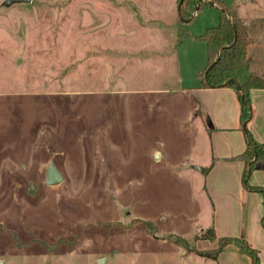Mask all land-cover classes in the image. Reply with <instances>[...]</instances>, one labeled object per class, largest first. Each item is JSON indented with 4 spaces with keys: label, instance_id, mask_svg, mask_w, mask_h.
Here are the masks:
<instances>
[{
    "label": "rangeland",
    "instance_id": "374dc122",
    "mask_svg": "<svg viewBox=\"0 0 264 264\" xmlns=\"http://www.w3.org/2000/svg\"><path fill=\"white\" fill-rule=\"evenodd\" d=\"M31 1L0 0L1 264H217L197 252L217 247L207 228L233 224L236 182L217 169L210 189L196 166L243 128L197 116L189 88L218 7L185 21L179 0ZM222 1L264 59V0ZM252 120L264 136V99Z\"/></svg>",
    "mask_w": 264,
    "mask_h": 264
},
{
    "label": "trees",
    "instance_id": "16d2710c",
    "mask_svg": "<svg viewBox=\"0 0 264 264\" xmlns=\"http://www.w3.org/2000/svg\"><path fill=\"white\" fill-rule=\"evenodd\" d=\"M220 11L219 23L212 25L202 34V38L207 43L208 65L199 74L202 76L200 86L204 88L227 87L233 88L238 96L240 104L239 119L243 128V134L247 142L243 153L228 158L231 160H241L244 162L242 181L244 187L250 191L262 193L264 196V184L255 185L248 181L250 174L264 164V142H258L250 129L249 122L253 117V103H251V91L253 89L264 88V69L259 73L249 72L242 79L239 78L240 70L250 66L252 57L249 54V46L255 43L250 34L249 27L240 16L235 4H225L222 0H213ZM179 3V2H178ZM199 7L197 8V5ZM205 6H211L210 0H184L180 7L182 20L190 21L195 12ZM184 35H188L183 32ZM216 61L213 65L212 63ZM208 70L205 78L206 69ZM229 79H236L240 88ZM224 83H227L223 86ZM260 165V166H259ZM209 168L206 167L205 172ZM264 204V199H263ZM264 225V217L262 218ZM201 238L215 241L217 247L209 250L198 251L201 256L212 260H217L218 255L231 244H235L241 253L246 254L251 259V264H261L259 251L245 237L240 236H217L213 227L207 228Z\"/></svg>",
    "mask_w": 264,
    "mask_h": 264
},
{
    "label": "crops",
    "instance_id": "0c3cea01",
    "mask_svg": "<svg viewBox=\"0 0 264 264\" xmlns=\"http://www.w3.org/2000/svg\"><path fill=\"white\" fill-rule=\"evenodd\" d=\"M216 5V4H215ZM240 13V12H239ZM241 16V15H240ZM194 18V17H193ZM191 18L190 20H192ZM243 18V17H242ZM244 20V19H243ZM245 21V20H244ZM246 23V21H245ZM247 24V23H246ZM250 31V26L247 24ZM251 33V32H250ZM249 46V54L252 57L250 66L248 67V72H256L259 73L264 69V59H257L255 57L252 47L257 42ZM192 91V95L199 101V107L196 110L198 113L197 116H208L215 126H218L221 131H230V125L232 122L237 124L240 122L239 119V109L240 104L238 101V96L236 91L233 88L227 87H213V88H204L200 86V83L196 86L189 88ZM198 96V97H197ZM264 99V88L253 89L251 91V103H253V109L256 112V109L260 106V102ZM199 111V112H198ZM198 118V117H197ZM215 121V122H214ZM254 119L251 123H254ZM216 124V125H215ZM213 128V129H214ZM251 132L254 135L255 139L258 142H264V136L259 135L256 130L251 127ZM239 144L235 147L232 141L227 143L229 146L227 149L224 148V143L222 150L220 149V145L214 142L212 150V159L206 163H203L202 166L207 170L203 171L207 174V182L210 184V189L212 184L214 185V189L216 186L218 187V182H213V176L217 173L216 170L220 169L221 173H224V170L230 171L232 175V179L236 182V186L234 185L235 192L234 198L238 201V215L234 216L232 225L228 227H218V221L214 225V229L216 231L217 236L227 235V234H239L242 235L250 242L254 247H256L259 251V255L261 258V264H264V225L262 223V218L264 217V205H263V196L256 194V191H250L244 187V182L242 181V173L245 168L244 162L241 160H229L232 156H236L245 151L247 142L245 139V135L243 133L238 134ZM220 149V150H219ZM229 161V162H228ZM227 165V166H224ZM221 175V174H220ZM219 175V176H220ZM218 176V175H217ZM252 181L255 185H263L264 184V164L262 167L256 168L253 171ZM225 186V185H223ZM227 188L229 186H226ZM218 189V188H217ZM229 192L228 190H226ZM216 205L218 200L215 201ZM248 204L246 208L247 220L246 224L243 225L245 209L244 205ZM246 204V205H247ZM244 226V228H243ZM228 228V229H227ZM244 229V231H243ZM243 231V233H242ZM217 264H251V259L241 253L239 248L235 244L228 245L219 255L216 260Z\"/></svg>",
    "mask_w": 264,
    "mask_h": 264
},
{
    "label": "water",
    "instance_id": "95a60500",
    "mask_svg": "<svg viewBox=\"0 0 264 264\" xmlns=\"http://www.w3.org/2000/svg\"><path fill=\"white\" fill-rule=\"evenodd\" d=\"M184 0H179V3H178V6H177V13L179 14V17L182 18V14L180 12V7H181V4L183 3ZM211 1V4L212 5H215V2L213 0H210ZM5 4L7 6H9L10 4L12 3H30L32 2L31 0H5ZM200 4L197 5V8L199 7ZM216 61H214L212 63V65L215 63ZM212 65H210L207 69H206V72H205V78L207 77V72L210 68H212ZM232 81L236 84V87L241 89L240 88V85L239 83L237 82L236 79H229V81ZM227 83H224L223 86H225ZM196 168L199 170V171H204L205 168L202 167V166H196ZM46 177H45V183L49 186H55V185H59L61 184V182L63 181L64 179V175H63V172L62 171H59V169L57 168V165L54 161V159H50L47 167H46ZM2 260L0 261V264H1ZM104 258H101L99 259L98 263L99 264H104Z\"/></svg>",
    "mask_w": 264,
    "mask_h": 264
}]
</instances>
